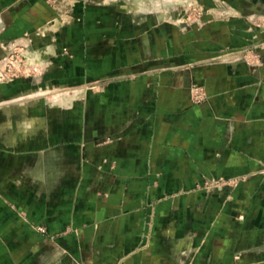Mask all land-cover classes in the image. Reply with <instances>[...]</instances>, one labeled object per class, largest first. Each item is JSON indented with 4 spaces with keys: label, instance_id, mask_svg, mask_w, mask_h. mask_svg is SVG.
<instances>
[{
    "label": "crops",
    "instance_id": "crops-1",
    "mask_svg": "<svg viewBox=\"0 0 264 264\" xmlns=\"http://www.w3.org/2000/svg\"><path fill=\"white\" fill-rule=\"evenodd\" d=\"M199 1L0 0V264H264V0Z\"/></svg>",
    "mask_w": 264,
    "mask_h": 264
},
{
    "label": "rangeland",
    "instance_id": "rangeland-1",
    "mask_svg": "<svg viewBox=\"0 0 264 264\" xmlns=\"http://www.w3.org/2000/svg\"><path fill=\"white\" fill-rule=\"evenodd\" d=\"M170 3H173V8L175 11V15L173 17V21L180 26H189L193 24H200L205 21L204 16L206 13H209L211 7L208 8L206 4H204L202 1L199 0H167ZM257 19L253 18V21L256 22ZM60 22L65 23L64 20H59ZM50 26H54L55 23L52 22L49 24ZM258 46H261V43L263 40H257L256 41ZM239 55L243 58L248 57H259V48L253 46V47H244L240 49H223L221 53L217 54L215 59H220L223 57H226L228 55L235 56ZM23 55L20 50L18 49H12L7 57H4V60H0V63H4L3 65H0V83H9L12 82L22 76L29 75V73H32V70H28L26 64L23 62ZM5 61V62H3ZM28 73V74H27ZM82 89H76L75 87H58L56 85H43L41 87L40 95L37 96L39 98H35L36 100H39L40 106H54V105H69L71 104V100L75 96H79L84 89V87H81ZM77 90V91H76ZM79 90V91H78ZM56 96H62L63 100H60L59 102L54 101V97ZM190 96L193 102H202L205 101L208 97L205 89L197 84H194L190 87ZM202 96V97H201ZM20 103V102H16ZM15 103V104H16ZM36 104H38L36 102ZM6 104H3L2 106H5ZM5 118H3V115H0V121H4ZM221 179L224 181L222 182L223 186H237L239 181L242 179V177H220V178H211L210 180L206 181L204 183V186L207 189H213L218 188V185L221 181ZM41 231H45L44 227H36Z\"/></svg>",
    "mask_w": 264,
    "mask_h": 264
},
{
    "label": "built area",
    "instance_id": "built-area-1",
    "mask_svg": "<svg viewBox=\"0 0 264 264\" xmlns=\"http://www.w3.org/2000/svg\"><path fill=\"white\" fill-rule=\"evenodd\" d=\"M201 97H202V96H201ZM223 181H224V179H223V180L221 179V181H220L218 187H222V182H223Z\"/></svg>",
    "mask_w": 264,
    "mask_h": 264
}]
</instances>
